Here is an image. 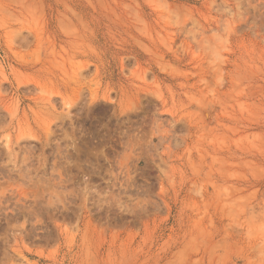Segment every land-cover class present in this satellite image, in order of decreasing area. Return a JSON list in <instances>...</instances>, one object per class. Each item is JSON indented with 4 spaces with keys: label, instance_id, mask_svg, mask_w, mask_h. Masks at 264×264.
I'll list each match as a JSON object with an SVG mask.
<instances>
[{
    "label": "rangeland",
    "instance_id": "obj_1",
    "mask_svg": "<svg viewBox=\"0 0 264 264\" xmlns=\"http://www.w3.org/2000/svg\"><path fill=\"white\" fill-rule=\"evenodd\" d=\"M0 264H264V0H0Z\"/></svg>",
    "mask_w": 264,
    "mask_h": 264
},
{
    "label": "bare ground",
    "instance_id": "obj_2",
    "mask_svg": "<svg viewBox=\"0 0 264 264\" xmlns=\"http://www.w3.org/2000/svg\"><path fill=\"white\" fill-rule=\"evenodd\" d=\"M189 35H190V34H189ZM213 49H214V47H213ZM213 49H212V50H213ZM215 50H216V49H215ZM208 55H209V54H208ZM210 56H211V54H210ZM212 57H213V55H212ZM212 57H211V58H212ZM207 58H208V57H207ZM209 61H210V59H209ZM211 61H214V60H211ZM217 62L219 63V61H217ZM210 63H211V62H210ZM212 63H214V62H212ZM216 65H217V64H216ZM216 65H215V66H216ZM208 66H209V65H208ZM81 68H82V66H81ZM83 68H84V67H83ZM85 68H87V67H85ZM218 68H219V67H218ZM218 68H217V69H218ZM220 69H221V68H220ZM220 69H219V70H220ZM77 70H78V69H77ZM77 70H76V71H77ZM81 71H82V70H81ZM144 71H145V70H144ZM144 71H143V73H144ZM82 72H83V71H82ZM145 73H146V72H145ZM147 73H148V72H147ZM82 74H83V73H82ZM78 75H79V74H78ZM144 75H146V74H144Z\"/></svg>",
    "mask_w": 264,
    "mask_h": 264
}]
</instances>
